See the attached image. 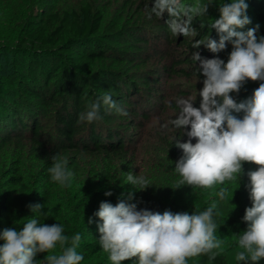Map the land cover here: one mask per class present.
<instances>
[{
    "label": "rangeland",
    "instance_id": "1",
    "mask_svg": "<svg viewBox=\"0 0 264 264\" xmlns=\"http://www.w3.org/2000/svg\"><path fill=\"white\" fill-rule=\"evenodd\" d=\"M190 1L181 0V3L188 5ZM230 2L212 0L207 14L196 23L207 24L210 19H218L219 7ZM245 2L249 4V0ZM152 3L153 0H0V193L7 194L4 204L0 202V228L5 229L8 221H12L22 229L31 218H38L40 223L62 225L63 234L69 238L77 233L83 238L92 227H97V224L92 225L93 221L89 223V218L94 220L96 209L104 201L115 206L118 201L124 200L126 203H135L137 210L144 206H160L161 214L165 210L173 213H199L216 202L220 216L214 217L217 224L215 235L223 243L220 249L214 251L225 262L234 263L237 261V253L243 251L239 247L238 237L246 230L247 223L242 217L245 209L252 205L247 189V173L255 170L256 165L245 163L241 176L224 185L210 189L182 185L175 189L180 179L175 171V162L183 155V150L176 146L177 142L183 143L179 132L189 131L190 126L175 129L170 124L168 128L163 125L178 116V98L191 99L195 107L200 106L199 90L203 87V79L193 71V64L185 62V56L196 48L180 45L179 42L169 43L166 39H170V34L167 35L163 30L162 18L155 15L151 20L147 18L145 8L146 5L150 8ZM86 4L103 14L101 29L93 38L96 43L89 44L97 54L102 50L103 58L93 61L87 54L93 50L76 41L52 48L41 45L35 38V29L51 32L57 28L59 23L52 19L53 15L60 13L61 16L67 11L80 12ZM249 10L248 7L247 13ZM249 17L252 18L251 15ZM256 25H259L258 37L264 36V23L257 22L250 27ZM248 29L246 25L237 31L246 32ZM196 35L190 36V45L196 40H202H194ZM40 57L44 61L39 62ZM60 65L73 72L75 82L91 80L92 88H97L100 81L98 74L102 69L106 73H109L108 70L114 71L122 86L136 83L138 92L131 96V100L140 111V115L134 118L139 122V127L127 132L129 124L120 118L109 121L101 118L91 123L86 121L78 139L81 141L87 138L88 127L91 126L103 130H106L104 127L122 130L129 144L126 159L109 163L105 156L99 154H81L77 159L79 166L75 168L70 163L68 152L59 150L55 122L56 109L61 108L63 98L50 106V92H45L47 99L44 100L41 97L33 98L28 91L43 84L46 72L51 68L56 70ZM64 68L59 70L61 77ZM171 73L173 75H169ZM58 80L60 77L55 83ZM260 83L248 81L239 94L231 95L237 103L245 101ZM54 85L52 82L47 90H53ZM62 95L58 97H64ZM89 95L87 93L83 98L86 108L84 112L97 99ZM3 103L8 106L6 110L2 109ZM122 107H128V102H122ZM232 114L238 118L243 117V112L233 111ZM17 119H21L29 128L34 122L44 126L38 139L43 146L34 142L30 129L23 135L13 128ZM73 154L71 152L70 155ZM54 155L67 159V167L73 172L70 186L62 187L51 180L48 169L53 164ZM129 172L145 176L150 181L149 187L144 190L138 186L134 188L127 181ZM221 187H227L230 192L224 201H220L216 195ZM108 191L113 194L105 196ZM129 193L133 195L131 200H128ZM37 204L43 205V214L32 211L31 206ZM97 231L94 232L99 242L100 234ZM61 251L57 244L55 249L37 254L36 264H47L46 256L59 255ZM98 259H102V264H112L109 254L104 252L100 243L84 264ZM121 264H138V259L131 258ZM188 264L204 262L201 255H197L190 258ZM258 264H264V259Z\"/></svg>",
    "mask_w": 264,
    "mask_h": 264
},
{
    "label": "clouds",
    "instance_id": "2",
    "mask_svg": "<svg viewBox=\"0 0 264 264\" xmlns=\"http://www.w3.org/2000/svg\"><path fill=\"white\" fill-rule=\"evenodd\" d=\"M212 0L185 6L181 0H153L151 7L146 5L147 18L153 15L170 17L166 23L174 36H195L192 27L194 17L206 15ZM248 4L245 0H231L219 7V18L211 25L219 35V42L210 37L196 40L192 47L203 45L212 53H220L231 42L232 50L225 62L218 56L202 59L200 53L193 52L192 58L199 61L200 74L204 77L203 87L199 90L200 106H194L191 99L178 98L180 111L169 124L175 129L190 130L183 132L188 137L184 143L177 142L183 155L175 162V171L180 179L176 187L188 185L193 188L210 189L224 185L241 176L243 165H256L255 170L247 173V189L251 207L245 209L242 220L247 228L238 237L237 261L249 260L258 264L264 259V36H257L259 25L245 31H237L251 23L247 16ZM261 82L252 96L240 103L231 93L239 94L248 82ZM101 104L115 109L121 115L128 113L120 108L110 93L98 97L79 116L81 122L89 123L101 119ZM243 112L238 118L232 112ZM195 140V143H193ZM53 164L48 169L53 182L62 187L70 186L73 172L67 167L68 161L58 155L52 157ZM127 181L135 188L144 190L150 181L143 175L129 172ZM111 191L105 196H111ZM220 201L229 195L227 187L216 193ZM133 199L132 193L128 200ZM32 211L43 214V205L31 206ZM217 203L213 202L206 210L189 214L173 213L170 210L153 212L137 210L135 203L124 200L113 204L104 201L94 213L101 223L98 224L99 243L109 254L112 264L137 258L138 264H188L197 255H207L210 261L219 254L223 241L215 235L217 224L214 216L219 215ZM92 220L89 218V223ZM60 224L47 225L38 218H31L21 230L10 227L0 232V264H36L39 253H45L60 245L59 255L45 257L47 264H81L84 259L76 248L81 240L79 233L71 238L64 235Z\"/></svg>",
    "mask_w": 264,
    "mask_h": 264
},
{
    "label": "trees",
    "instance_id": "3",
    "mask_svg": "<svg viewBox=\"0 0 264 264\" xmlns=\"http://www.w3.org/2000/svg\"><path fill=\"white\" fill-rule=\"evenodd\" d=\"M195 1L200 3L205 0H191L190 4L185 6L195 5ZM206 3H208V1ZM248 7L250 8V10L246 14L248 17L251 15L252 18L249 17L251 23L247 26L251 28L250 25L252 26V24L254 25L257 22L260 24L264 23V0H249ZM163 17V30L165 31V33H167V35L170 34V39H168L166 36V40L171 44L179 42L180 45H189L192 47V44H189V40H191L190 36L184 37L183 35H172L169 25L166 23V21H168L170 17L167 15V13H165ZM201 17L202 16L194 17L192 21V27L196 30L197 33L194 40H196L197 38L205 40L207 37H210L211 39L219 42L220 37L218 33L214 28L211 27L215 20L210 19L209 21H207V24L201 22L196 23ZM52 19H55L59 23L56 29L52 30L51 32H47L42 29H35L33 32L34 34H36L35 38L39 40L41 45L53 48L67 45L76 41L80 45L89 46L91 50H93L87 53L93 61L97 60L98 58L101 59L104 57V53L102 52V50H100V53L97 54L96 50H94L95 48H92V46H90L91 44L93 45L96 43L93 38L98 35L101 29L103 20L102 12L95 11L90 4H86L81 8L80 12L67 11L64 12V14L61 16L60 13H56L52 16ZM258 35L259 33H257V36ZM139 39L145 40L143 38ZM97 43L100 45L99 42ZM139 43H141V41H139ZM231 48V42H227L226 49L224 51H221L220 53H212L203 45H201L200 48L196 49L194 52L198 51L202 59H212L218 56L220 59L226 61L228 59ZM192 53H189L185 56V62L193 64V71L196 72V75L204 79L199 70L200 62L195 61L192 58ZM40 59L41 60H39V62L44 61L42 57H40ZM63 68L64 66L60 65V67L56 70H53V68L49 69V71L46 72V75L43 78V84L32 87L30 91H28V89L26 90V92L28 91L33 98L41 97L44 100L47 99V97H45V92H50L49 97L51 98V100L48 102L50 106L55 105L56 103H58L60 98H63V104L61 108L58 110L56 109L55 135L58 139L59 150L63 153L68 152V158H70L71 160L70 163H72L73 167L75 168L79 166V162L77 161V159H79L78 157L81 154H99L105 156L106 160H108L109 163H111L113 160L126 159L129 155V144L127 135H125L122 130H118L112 127H104L106 130H103L98 129L97 126H91L90 128L88 127L87 138L79 141L78 139L79 137H81L83 127L84 125H86V121L81 122L79 120V116L86 109L83 98L87 95V93H89V97H92L93 99L102 97L105 93H110L112 95V99L120 108L123 109L122 102H128V107H126L127 109H124L128 113V115H121L117 113L115 109L110 110L107 108V106L101 104V118L105 121H109L118 117L120 118V120H123L129 124L128 128L126 129L127 132L130 129H136L137 127H139V122H137L134 118L140 115V111L138 108H136V106H134V102L131 100V96L138 92L136 83H127L122 86V84L117 79L116 73L114 71L108 70L109 73H106L107 71L102 69V72L98 74V78L100 79V81L99 84H97V88H92L91 80L87 81L81 79L79 82H75L73 72H71L68 68H64V73L61 77V73H59V70H62ZM169 75H173V73ZM59 77L60 80L56 81L55 83V80ZM1 79L2 78L0 77V80ZM52 82H54L55 84L54 89L47 90L48 86ZM131 88H134V91H131ZM43 90L45 91L43 92ZM61 94H63L62 96L64 97H58ZM1 106L4 110L8 108V106L4 103ZM146 117H144V119H146ZM12 126L16 131L22 132L23 135L27 130L30 129V132L34 135L35 138L34 142L43 146V143L38 140L42 134V130L44 129V126L42 124L34 122V125L29 128L21 119H17L16 121H14ZM10 132L12 133V131ZM179 135H181L183 143L187 141L188 137L186 135L182 136L183 132H179ZM193 143H195V140H193ZM71 152H74L73 155L75 156H71ZM6 200L7 194L0 193V202L2 205ZM142 209L160 213L162 210L160 206H144L142 207ZM98 210L99 208L96 209V212ZM215 211L219 213L218 210ZM219 216L220 215H216L214 217L219 218ZM92 221L94 222L92 225L97 224V227H92L88 234H84L83 238H81L76 248L77 253L82 254L84 257V259L81 261V264L85 263L87 257H89L92 251L99 245L94 231L96 229L98 230V224L101 223V221L96 216H94V220ZM10 227L15 228L17 231L21 229V226L18 223L8 221L5 229ZM3 230L4 229L0 228V232H2ZM97 233H99V231H97ZM2 244L3 241L0 240V245ZM201 257L204 264H252L250 259L246 261L227 263L225 262V260H223L221 255H217L216 258L212 261L208 259L207 255H201ZM104 261L106 262L107 260ZM88 264H102V259H98L95 262H91Z\"/></svg>",
    "mask_w": 264,
    "mask_h": 264
}]
</instances>
